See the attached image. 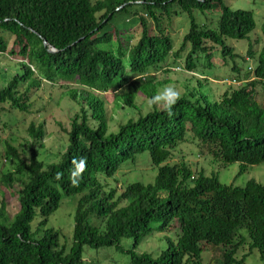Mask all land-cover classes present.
I'll return each instance as SVG.
<instances>
[{"label":"trees","instance_id":"1","mask_svg":"<svg viewBox=\"0 0 264 264\" xmlns=\"http://www.w3.org/2000/svg\"><path fill=\"white\" fill-rule=\"evenodd\" d=\"M196 11L220 12L217 29L198 25ZM119 14L136 19L139 36L130 46L112 24ZM179 14L187 16L190 27L174 48L161 24ZM254 30L253 14L233 11L225 0H0V54L17 61L0 88V109L6 105L29 114L33 93L43 83H76L82 90L69 95L79 112L69 120L59 162L45 165L34 149L25 161L5 143L4 158L13 171L2 182L9 190L14 182L20 187L11 220L1 203L0 264H83L85 248H113L128 256L129 264H202L207 248H222V264H243L245 257L236 255L245 244L264 263V184L251 180L241 188L222 187L214 174L169 164L185 143L195 144L213 162L240 164L239 174L264 163V105L256 99L257 86L264 91V46L257 56L251 48L246 53L255 61L254 73L233 80L241 85L217 100L199 84L193 93L128 120L114 133L95 95L114 93L119 109H135L139 94L154 101L162 84L152 74L170 58L183 60L191 74L202 63L210 70L212 52L234 62L239 56L226 41L248 40ZM43 127L29 126L35 143L42 141ZM141 158L156 170L152 183L133 182L118 192L105 182ZM81 160L84 170L74 185L72 173ZM71 197L78 200L67 248L60 245L61 232L47 225ZM174 228L176 236L165 237L167 247L156 255L136 253L154 233L167 235ZM127 240L133 242L131 250L122 247Z\"/></svg>","mask_w":264,"mask_h":264},{"label":"rangeland","instance_id":"2","mask_svg":"<svg viewBox=\"0 0 264 264\" xmlns=\"http://www.w3.org/2000/svg\"><path fill=\"white\" fill-rule=\"evenodd\" d=\"M225 4L233 11H249L253 14L255 30L249 35L248 40L226 41V45L233 48L239 57L234 62L231 60L223 62L219 52L214 51L211 59L213 67L210 70L206 69L202 63L194 74L184 71L183 60L174 62L170 58L165 65L166 67L164 66L162 70L152 74L155 81L162 84L155 97L161 95L168 87L178 92L179 97H183L197 90L200 84L212 100H217L224 91L233 87V80H242L244 76H250L248 67H255V61L248 58L246 53L251 48L254 55L257 56L264 46V0H225ZM194 17L198 25L216 30L220 12L201 13L196 11ZM147 22L151 32L155 33L152 23L148 19ZM112 24L121 33L125 46H130L136 42L139 36V28L136 19L132 15L119 14ZM161 25L170 35L174 48L180 45L183 36L190 27L185 14L173 15L170 21L164 20ZM112 48H116L115 42ZM16 66L17 61L0 54V88L6 85L10 70L16 68ZM236 68L238 71H236ZM71 92L82 94L80 86L76 83L62 82L56 85L43 83L41 88L33 93L32 108L29 114H20L11 111L6 105L1 106L0 207L1 203H4L9 220L18 212L16 194L20 184L14 182L13 189L9 190L2 182V177L13 171V164L7 162L4 158L5 143L15 147L25 161H28L30 149H34L45 165L59 162L67 146L69 120L79 112V107L70 99ZM95 95L104 103L105 118L110 133L116 132L120 125L125 124L130 119L136 120L139 116H143L154 109H161L172 104L164 99L151 101L139 94L135 101V109H119L114 93H96ZM256 95L257 101L264 105V91L260 85L256 88ZM31 124L36 127L41 124L44 126V137L40 143H35L27 133ZM39 144H41V147ZM179 163H185L192 171H202L208 177L214 174L222 187L241 188L251 180L264 184V163L257 166H248L243 173L239 174L240 164L222 165L213 162L209 157L200 155L193 143L182 144L173 152L169 164ZM155 175L156 170L149 160L141 158L135 165H123L112 179H105V182L121 192L125 186L133 182L152 183ZM77 200L78 197L64 199L47 225V228L61 232L60 245L67 248L72 244L73 214ZM31 226L33 228L34 223ZM241 233L244 235L245 230H241ZM174 236H176V228L167 235L154 233L137 247L136 253L156 255L160 250L167 247L165 237ZM122 247L125 250H131L133 247L132 240L124 241ZM243 257H245L243 264H264L260 261L257 251L250 252L247 244L240 248L236 255L237 260ZM222 262V248H207L202 254V264H222ZM83 264H129V257L113 248L101 250L85 248Z\"/></svg>","mask_w":264,"mask_h":264},{"label":"clouds","instance_id":"3","mask_svg":"<svg viewBox=\"0 0 264 264\" xmlns=\"http://www.w3.org/2000/svg\"><path fill=\"white\" fill-rule=\"evenodd\" d=\"M178 97H179V93L174 91L173 88L168 87L164 90V92L161 95L156 96L154 98V101H159L161 99H164L169 103H174ZM83 170H84V161L81 160L80 163L77 165L76 170L72 173V183L74 185L78 183L77 177L80 176Z\"/></svg>","mask_w":264,"mask_h":264},{"label":"built area","instance_id":"4","mask_svg":"<svg viewBox=\"0 0 264 264\" xmlns=\"http://www.w3.org/2000/svg\"><path fill=\"white\" fill-rule=\"evenodd\" d=\"M248 73H249L250 75H252V74L254 73V67H253V66H249V67H248ZM232 85L235 86V87H238V86L241 85V83H238V82H236V81H232Z\"/></svg>","mask_w":264,"mask_h":264},{"label":"water","instance_id":"5","mask_svg":"<svg viewBox=\"0 0 264 264\" xmlns=\"http://www.w3.org/2000/svg\"><path fill=\"white\" fill-rule=\"evenodd\" d=\"M121 9H122V7H121V8H119L118 10H121ZM43 45H44V46H46V45H47V44H46V42H44V43H43ZM50 51H51V52H54V50H53V49H51Z\"/></svg>","mask_w":264,"mask_h":264}]
</instances>
